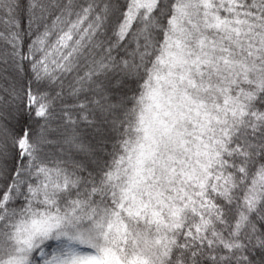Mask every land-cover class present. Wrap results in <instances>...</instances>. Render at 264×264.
I'll list each match as a JSON object with an SVG mask.
<instances>
[{
	"label": "snow or ice",
	"instance_id": "obj_1",
	"mask_svg": "<svg viewBox=\"0 0 264 264\" xmlns=\"http://www.w3.org/2000/svg\"><path fill=\"white\" fill-rule=\"evenodd\" d=\"M0 264H264V0H0Z\"/></svg>",
	"mask_w": 264,
	"mask_h": 264
}]
</instances>
